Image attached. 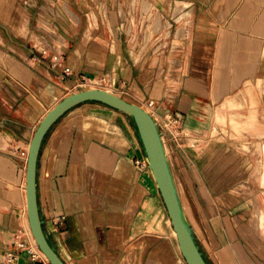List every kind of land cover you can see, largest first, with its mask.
I'll return each mask as SVG.
<instances>
[{"label":"crops","instance_id":"0c3cea01","mask_svg":"<svg viewBox=\"0 0 264 264\" xmlns=\"http://www.w3.org/2000/svg\"><path fill=\"white\" fill-rule=\"evenodd\" d=\"M87 82L154 117L208 263L264 264V0H0V264L6 253L50 264L17 245L32 242L29 142ZM170 114L184 136L166 128ZM142 161L129 117L99 102L47 131L37 202L65 264H186Z\"/></svg>","mask_w":264,"mask_h":264},{"label":"water","instance_id":"95a60500","mask_svg":"<svg viewBox=\"0 0 264 264\" xmlns=\"http://www.w3.org/2000/svg\"><path fill=\"white\" fill-rule=\"evenodd\" d=\"M117 87V84H115ZM99 102L126 114L134 126L143 158L164 203L168 218L186 264H209L192 226L186 216L182 200L169 164L165 142L154 117L141 105L130 102L104 88H86L69 93L49 109L37 125L26 159V206L28 223L35 244L50 264H65L50 243L43 227L37 202V161L43 138L51 126L66 111L84 102Z\"/></svg>","mask_w":264,"mask_h":264},{"label":"built area","instance_id":"2783aa9c","mask_svg":"<svg viewBox=\"0 0 264 264\" xmlns=\"http://www.w3.org/2000/svg\"><path fill=\"white\" fill-rule=\"evenodd\" d=\"M46 50H44L43 52L46 54V52H48L50 55H54L57 56L56 53L58 54V52H56V48L52 47L50 41L47 43L46 42ZM57 62V59H55V62ZM155 104V101L153 99H149L147 101V105L148 106H152ZM166 128L170 131L171 135L174 138H179L180 136H184V131L180 126V118L177 114H170L167 121H166ZM138 163H141V161H137ZM145 163V161H142V163ZM18 247L21 249H24L27 254L29 255L31 260H39V259H43L45 256L43 255V253L39 250V248L35 245H33L32 243H29L28 245H25L23 242H19ZM8 262L12 263L13 260L15 259V256L12 254H9L8 257Z\"/></svg>","mask_w":264,"mask_h":264},{"label":"rangeland","instance_id":"374dc122","mask_svg":"<svg viewBox=\"0 0 264 264\" xmlns=\"http://www.w3.org/2000/svg\"><path fill=\"white\" fill-rule=\"evenodd\" d=\"M49 10H51L53 13L55 12V5L54 4H51L50 3V7L48 8ZM50 23V22H49ZM50 25H52L53 26V24L52 23H50ZM51 32V31H50ZM53 35V34H52ZM52 43V42H51ZM53 44V43H52ZM46 57H48V60L50 61V60H53V62H55V59L57 58V56H54V55H51V56H48L49 54H48V52H46ZM112 78V80H110V81H108V87L107 88H109V89H112L113 87H115L116 85L113 83V74H112V76H111ZM103 83V82H102ZM102 83H100V84H102ZM82 86H85L86 88H92V86H94V84H92V83H89V82H87V83H84ZM117 86H118V79H117ZM100 88V87H99ZM111 91V90H110ZM111 92H113V91H111ZM181 200H182V204H183V207H184V209H185V201H184V199L181 197ZM32 243V242H31ZM33 244V243H32ZM34 245V244H33ZM8 253H6L5 254V264H10L9 262H8V259H7V257H8Z\"/></svg>","mask_w":264,"mask_h":264},{"label":"bare ground","instance_id":"6f19581e","mask_svg":"<svg viewBox=\"0 0 264 264\" xmlns=\"http://www.w3.org/2000/svg\"><path fill=\"white\" fill-rule=\"evenodd\" d=\"M113 83L114 84H117V74H116V72L113 74ZM106 90H108V89H106ZM108 91H110V90H108ZM51 109V108H50ZM49 110V109H48ZM28 231H29V233H30V236H31V239L34 241V238H33V235H32V233H31V230H30V227H29V223H28ZM31 240V241H32ZM35 245V244H34ZM36 246V245H35ZM44 255V254H43ZM45 256V255H44Z\"/></svg>","mask_w":264,"mask_h":264}]
</instances>
